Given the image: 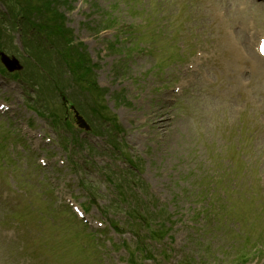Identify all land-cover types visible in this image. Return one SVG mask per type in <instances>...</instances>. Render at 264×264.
Segmentation results:
<instances>
[{
	"label": "rangeland",
	"instance_id": "374dc122",
	"mask_svg": "<svg viewBox=\"0 0 264 264\" xmlns=\"http://www.w3.org/2000/svg\"><path fill=\"white\" fill-rule=\"evenodd\" d=\"M34 9L63 94L24 50ZM0 27V264H264V0H0Z\"/></svg>",
	"mask_w": 264,
	"mask_h": 264
},
{
	"label": "trees",
	"instance_id": "16d2710c",
	"mask_svg": "<svg viewBox=\"0 0 264 264\" xmlns=\"http://www.w3.org/2000/svg\"><path fill=\"white\" fill-rule=\"evenodd\" d=\"M9 9L13 13V15L17 14L15 12V10L10 7V5H9ZM34 11H35V13H33ZM37 12H39V14ZM45 12H46V9L45 10H43V9H34V10L30 11L29 16L30 17L32 15H34V17L35 16H39L38 19H29V16L27 15L26 11L24 13H22V12L19 13V15L21 14L20 15V17H21L20 20H22V22H20L21 23V26H20L21 29H24L25 31H27V29L32 26V29L35 30L37 32V34H38V36L36 34H34V35H32V37L27 38L26 37L27 33L25 32L24 38L22 40V41H24L23 42L24 50L32 57V59H34L36 61V63H39L41 66L43 64L41 61H42V59H44L45 52H47V51H45L46 50V46H48V43L51 42L50 41L51 39L49 38V36H52V37L55 36L58 39V36L60 35V31L64 30V29H62V30L59 31V30H56L55 28H53V29L50 28L49 30H45V29H48L47 28V25H48L47 20L44 19ZM37 20H39V21L37 22ZM32 21H34L35 24ZM0 30H1V27H0ZM0 34H1V32H0ZM61 57H63L65 59L64 63H60L59 65H57V67L59 69H61L62 67H65V69L63 71H59L61 77H62V75H66L67 74V72H65V70H66V68H68V65L71 66V64H69L68 62H71L75 66H78L77 69L74 67L76 71L77 70H83L84 72H86V74L83 73V72L74 73V72H71L70 69L68 68V72H69L70 77L66 78V79H64L63 77H62L63 78L62 79L60 77L62 80H64L65 83L67 82V79H68V83H69L71 78H73V79H75L76 81L79 82L89 72L88 71V69H89L88 60L83 59V55L81 54V52L79 50H76L74 47L71 50L70 49L68 50L66 48L65 49V54L61 55ZM54 61H55V59L51 60L50 62L52 63ZM76 61H78V63H76ZM42 68H43V66H42ZM47 68H48V66H47ZM43 69L47 73L48 76L46 74H42V76H46L47 81L51 82V84H53V86L55 88V91L57 93H62L63 90H59L58 87H57L58 83H57L56 76L51 72V70H47L45 68H43ZM58 85H59V87H61L60 84H58ZM79 87L84 89V87H82V83L81 82H80ZM74 98H76V96ZM117 173L122 174L124 179L120 180L121 176H119L118 174H115V175H118V179H119L118 182L115 185V190L119 191L121 194H123L126 197L128 191H129V189H128L129 185L128 184L130 182H132L131 171H119ZM125 178H127V179H125ZM123 189H125V190H123ZM132 211L134 213H131V214H137V213H135V210H132ZM139 222L142 223V221H139ZM144 226H145L144 223H142L141 227H144ZM162 227H163L162 224H160L159 226L156 227L158 232L161 233L160 230H161ZM146 228L148 229V231H147L148 235L146 234V236H148L152 240H157V238L161 239V238H159L161 235L155 236V233H157L156 230H153L150 227H146Z\"/></svg>",
	"mask_w": 264,
	"mask_h": 264
},
{
	"label": "water",
	"instance_id": "95a60500",
	"mask_svg": "<svg viewBox=\"0 0 264 264\" xmlns=\"http://www.w3.org/2000/svg\"><path fill=\"white\" fill-rule=\"evenodd\" d=\"M0 55H1V61L3 62V64H5V66L9 71L15 69H21L22 66L18 63V61L14 57L9 58L6 54L2 52H0ZM76 117H77L78 125L88 128V126L85 124L83 118L80 115L76 113Z\"/></svg>",
	"mask_w": 264,
	"mask_h": 264
}]
</instances>
